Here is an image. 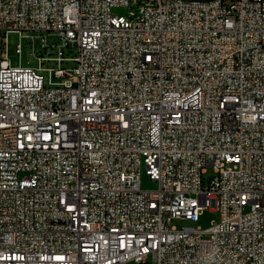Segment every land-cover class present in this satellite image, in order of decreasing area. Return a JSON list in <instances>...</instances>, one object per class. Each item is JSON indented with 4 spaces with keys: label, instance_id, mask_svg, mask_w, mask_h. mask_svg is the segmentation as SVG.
I'll return each mask as SVG.
<instances>
[{
    "label": "built area",
    "instance_id": "obj_1",
    "mask_svg": "<svg viewBox=\"0 0 264 264\" xmlns=\"http://www.w3.org/2000/svg\"><path fill=\"white\" fill-rule=\"evenodd\" d=\"M0 264H264V0H0Z\"/></svg>",
    "mask_w": 264,
    "mask_h": 264
},
{
    "label": "rangeland",
    "instance_id": "obj_2",
    "mask_svg": "<svg viewBox=\"0 0 264 264\" xmlns=\"http://www.w3.org/2000/svg\"><path fill=\"white\" fill-rule=\"evenodd\" d=\"M114 12L117 14L127 13L125 9H116ZM34 36H35V33L33 32H21V33L12 32L7 35L8 51H9V56H10V59L13 65L19 64L20 58L18 54L16 53V48L18 44L20 43V39H21L22 48H23V55H22L23 65H32V66L37 65V60L33 56L32 41H33ZM37 54L41 55L39 52V44L37 45ZM62 66L65 67L67 70H69L75 66V63L72 61L64 62ZM71 77H72V73L67 72L66 79H70ZM212 176H214V170L212 167H209L208 173L204 177L206 178V180H208ZM141 185L144 190H153L156 188V184L147 177V175L145 174V171L142 172ZM217 219H218V214L216 213V211L205 210L202 212L200 216V220L197 223H192L186 220H174L172 224L173 226L177 228L194 226V227H200L202 229H207L211 226L212 221H215Z\"/></svg>",
    "mask_w": 264,
    "mask_h": 264
}]
</instances>
